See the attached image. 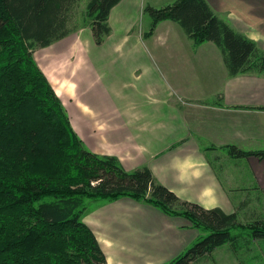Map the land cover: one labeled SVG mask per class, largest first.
Returning <instances> with one entry per match:
<instances>
[{"label": "crops", "instance_id": "1", "mask_svg": "<svg viewBox=\"0 0 264 264\" xmlns=\"http://www.w3.org/2000/svg\"><path fill=\"white\" fill-rule=\"evenodd\" d=\"M205 1L264 53V0ZM142 6V0H121L109 14L105 42L83 52L92 77H85L90 84L80 98L91 93L92 105L66 108L54 91L89 151L116 157L128 172L146 166L179 199L238 218L264 195V156L236 157L228 146L264 151V74L230 76L213 43L194 46L171 21L143 38L134 29ZM82 221L106 264H166L199 236L185 218L127 197L101 200L86 208ZM235 250L225 244L193 264L264 261L261 248L260 257L239 258Z\"/></svg>", "mask_w": 264, "mask_h": 264}, {"label": "trees", "instance_id": "2", "mask_svg": "<svg viewBox=\"0 0 264 264\" xmlns=\"http://www.w3.org/2000/svg\"><path fill=\"white\" fill-rule=\"evenodd\" d=\"M120 1L0 0V264H106L82 221L86 200L127 197L185 218L199 236L166 264H193L225 244L236 249L234 229L246 228L251 238L264 239L263 219L241 225L235 213L183 201L157 184L148 167L128 172L116 157L89 151L72 128L34 50L85 27L101 46L111 33L109 14ZM143 13L150 18L143 38L159 22L171 21L194 46L213 43L230 76L264 74V53L205 0L147 5ZM228 149L236 157L264 156V151Z\"/></svg>", "mask_w": 264, "mask_h": 264}, {"label": "rangeland", "instance_id": "3", "mask_svg": "<svg viewBox=\"0 0 264 264\" xmlns=\"http://www.w3.org/2000/svg\"><path fill=\"white\" fill-rule=\"evenodd\" d=\"M143 6L150 5L155 8H162L172 4L175 0H142ZM84 10V4L80 3L79 14L82 15ZM88 23V20H85ZM80 21L78 20V23ZM150 24V18L141 12L139 20L136 23L135 31L142 30L145 32L148 30ZM175 24V23H174ZM179 28V27H178ZM163 31L162 27L159 28V33ZM91 33L88 28H82L78 31L70 34L61 41H57L48 48H37L34 50V58L38 66L43 70L52 88L64 102L66 108H74L76 111L79 108V102H86L92 105L91 93L82 96L80 98V92L86 88L90 81H87L85 77L92 73L88 68V63L83 56V52H88L89 49L95 48V44L91 39ZM87 50V51H86ZM91 62L93 57L89 54L87 56ZM85 73V74H84ZM80 75V76H79ZM82 78V79H81ZM78 104V105H77ZM67 111V110H66ZM101 200H86L85 207L87 209L95 208ZM253 209V214L248 211ZM257 219L264 220V195L260 196V200L249 202L246 212L243 210L239 213L237 222L241 225H248L255 222ZM251 230H236L232 233L238 236L237 248L235 252H239V258L241 256H259V249L264 253V241L253 239L250 237ZM256 240V241H255ZM249 241L248 247L245 246V242ZM229 245V244H226ZM224 251V249H223ZM222 251V252H223ZM264 258V256H263ZM262 259V258H261ZM226 264V263H225ZM264 264L262 259L261 263Z\"/></svg>", "mask_w": 264, "mask_h": 264}]
</instances>
